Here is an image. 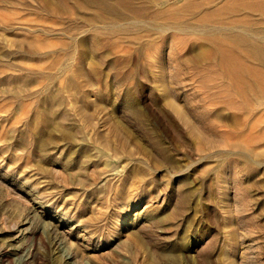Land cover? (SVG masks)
Listing matches in <instances>:
<instances>
[{"label": "rangeland", "instance_id": "374dc122", "mask_svg": "<svg viewBox=\"0 0 264 264\" xmlns=\"http://www.w3.org/2000/svg\"><path fill=\"white\" fill-rule=\"evenodd\" d=\"M3 2L0 247L11 260L23 249L27 264H264V103H210L234 95L188 56L194 35L130 44L99 29L95 46L96 6ZM235 142L255 162L230 154Z\"/></svg>", "mask_w": 264, "mask_h": 264}, {"label": "bare ground", "instance_id": "6f19581e", "mask_svg": "<svg viewBox=\"0 0 264 264\" xmlns=\"http://www.w3.org/2000/svg\"><path fill=\"white\" fill-rule=\"evenodd\" d=\"M3 1L0 2V6H6V2ZM127 1L83 0L84 3L86 2V5H90L91 7L96 6L102 10L101 12L100 10L98 12L93 11L95 19H98V23L103 24L102 26L98 25L99 27H94L93 23L95 20H93L90 14L91 17L87 20L94 27V37L91 39V42H94L95 46L98 44V40L93 39H96L97 35L100 34L99 29L103 30L101 34L105 40H108L106 38L116 37L117 40L120 39L121 42L125 40L130 44H136L142 40L145 42H152L153 40L161 41L170 32H183L194 35L200 41H198L200 45H198L197 49L190 50L189 52L191 53H188V56L195 61L212 64L214 70L217 69L219 71L221 79L223 80L224 78L226 81L224 88L228 92H233L235 97L232 98L230 94L226 96L216 95L210 99V103L214 102L219 105L220 103H225L227 108L230 107L235 112H238V106L240 105L246 106L253 101H256L255 103H264V0H172V2L170 0H140L142 3L140 7H131ZM39 3H41L40 5L38 4L39 7L45 10V12L49 11L50 13L55 10L60 11V13L64 12L61 6L57 7V9L52 6L53 0H39ZM75 6H79V4ZM84 12L81 11L82 14ZM185 15L186 17H183ZM249 16H257L258 20L254 21L253 18V21L249 20ZM89 27L91 26L89 25ZM101 34L100 36H102ZM69 38L74 39L75 37L70 36ZM76 43L81 48H84L86 45L84 39H77ZM65 50L67 49L65 48ZM251 110L253 109L251 108ZM239 116L242 119H246L252 115L251 113H248V115L239 113ZM182 120L184 119L182 118ZM222 120H224V117ZM238 120L237 116L236 121ZM231 125V128H233V124ZM237 125L235 124V128L241 129L240 125ZM253 127L255 128V125ZM198 133L200 134L201 132ZM199 134L196 136H199ZM255 138L251 140L254 144H256L255 142L259 143L258 141L264 140L259 139V136L258 141ZM243 146L236 142L234 145L231 143V148L229 147L231 149L229 150L230 154L238 153L247 160L255 162V150L247 149L246 146ZM36 232L38 233L39 230H36ZM41 236L40 234L38 238L45 249L42 260L50 261L54 257L50 254V246L53 241L48 237L43 238ZM15 254L19 255L17 263L11 260L7 250H4L1 246L0 264H27L29 261V254H26L23 249H20Z\"/></svg>", "mask_w": 264, "mask_h": 264}]
</instances>
